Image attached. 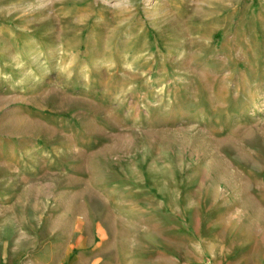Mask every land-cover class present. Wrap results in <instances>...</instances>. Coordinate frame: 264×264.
Returning a JSON list of instances; mask_svg holds the SVG:
<instances>
[{
  "label": "rangeland",
  "instance_id": "rangeland-1",
  "mask_svg": "<svg viewBox=\"0 0 264 264\" xmlns=\"http://www.w3.org/2000/svg\"><path fill=\"white\" fill-rule=\"evenodd\" d=\"M12 158L0 264H264V0H0Z\"/></svg>",
  "mask_w": 264,
  "mask_h": 264
},
{
  "label": "crops",
  "instance_id": "crops-1",
  "mask_svg": "<svg viewBox=\"0 0 264 264\" xmlns=\"http://www.w3.org/2000/svg\"><path fill=\"white\" fill-rule=\"evenodd\" d=\"M34 159H26L19 161L18 159L4 160L0 163V168L3 169V174L0 176V194L3 195V200L0 201V207L8 209L11 205L5 201L13 199L17 194H25L34 186L35 181L39 178L47 176H66L67 169L61 161L49 159L42 164H35ZM40 170L37 173V170ZM44 170V174L41 173ZM46 174V175H45ZM63 177V178H64ZM50 178V177H49ZM8 206V207H7Z\"/></svg>",
  "mask_w": 264,
  "mask_h": 264
}]
</instances>
